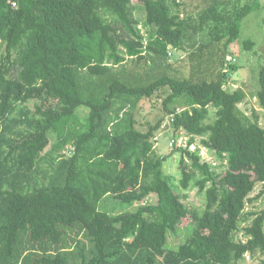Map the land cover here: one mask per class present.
Returning <instances> with one entry per match:
<instances>
[{
  "label": "trees",
  "instance_id": "obj_1",
  "mask_svg": "<svg viewBox=\"0 0 264 264\" xmlns=\"http://www.w3.org/2000/svg\"><path fill=\"white\" fill-rule=\"evenodd\" d=\"M202 1L193 15L177 0H0V264H264V65L259 110L224 88L228 48L260 5ZM169 48L185 52L187 76ZM160 92L174 135L192 137L177 170L183 190L205 192L199 212L162 171L151 144L161 122L141 132L127 112ZM195 138L218 169L189 150ZM108 197L123 208H103Z\"/></svg>",
  "mask_w": 264,
  "mask_h": 264
},
{
  "label": "rangeland",
  "instance_id": "obj_2",
  "mask_svg": "<svg viewBox=\"0 0 264 264\" xmlns=\"http://www.w3.org/2000/svg\"><path fill=\"white\" fill-rule=\"evenodd\" d=\"M177 1L183 4L187 14L189 13L193 15L206 5L202 0ZM246 2L250 4L252 3V0H241L238 3V6L244 5ZM258 2L260 8L245 18L239 38L228 48V56L232 59L233 65L236 66V69L231 72V78L228 80L224 88L227 92H233L237 89H242L246 92L247 100L244 104L240 105V109L246 114H250L251 109L259 110L253 97L256 91L255 77H257L259 66L264 65V0H258ZM231 3H233V0H230V4ZM229 8H231V5ZM135 17L139 21V26L137 28L140 35L145 38L146 42L148 35L151 32L150 28L146 27L145 12L142 6L136 7ZM246 40H252L255 43L250 51L244 49L243 42ZM168 51L169 62L173 64L175 68L182 69V73L187 76L188 71L186 69L187 63L185 52L174 51L171 48H169ZM228 61H230V59L227 60V62ZM165 97L166 94L160 92L151 99L142 100L138 107L132 112H129L128 110L127 112L132 115L135 122V128L141 132H145L150 127L155 126L158 121L161 122L160 127L155 131L151 139V144L156 155L160 158L165 157L166 159L163 163L162 171L165 176L168 177L169 182L176 192L182 197L186 207L199 212L206 204L205 192H199L195 186H190L188 189L183 190L179 186L180 174L177 170L181 158H184V160L188 162L186 156L179 150H185L188 148V142L192 137L184 133L174 135L171 129V117L164 111L163 101ZM34 104L35 102H30L26 107L32 109ZM173 108H175V110H181L179 107ZM213 112L214 110L211 109V114H213ZM85 113V109L79 110L80 116H83ZM259 113L261 114L260 123L264 126V113L261 110ZM200 140V138H195L194 144L189 147V150L196 154L202 162L207 163L213 169H218L219 163L211 158L208 151L201 146ZM54 141L55 139L53 136H50V142L52 143ZM47 150L48 148L45 151ZM262 189L263 185L258 183L249 196V199L255 198ZM102 206L108 210L113 209L112 212H119V209L123 208L117 200H114L111 197L104 199ZM260 208L261 199H258L252 203L248 202L245 211L252 212L259 210ZM129 210L132 211L133 208H130ZM192 229L193 224H189L184 228H177L176 231L170 235L169 246H178L185 240L186 236L191 233ZM235 240L245 241L241 230L235 235ZM239 264H257V261L246 256Z\"/></svg>",
  "mask_w": 264,
  "mask_h": 264
},
{
  "label": "built area",
  "instance_id": "obj_3",
  "mask_svg": "<svg viewBox=\"0 0 264 264\" xmlns=\"http://www.w3.org/2000/svg\"><path fill=\"white\" fill-rule=\"evenodd\" d=\"M13 6H15V4H13Z\"/></svg>",
  "mask_w": 264,
  "mask_h": 264
}]
</instances>
